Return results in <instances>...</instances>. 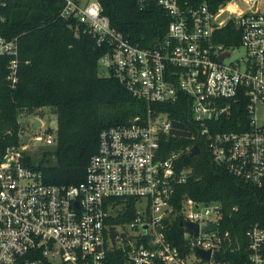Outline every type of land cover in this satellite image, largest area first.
<instances>
[{
  "label": "built area",
  "instance_id": "1",
  "mask_svg": "<svg viewBox=\"0 0 264 264\" xmlns=\"http://www.w3.org/2000/svg\"><path fill=\"white\" fill-rule=\"evenodd\" d=\"M144 1L138 0L140 5ZM154 1L169 21L158 42L142 47L110 26L98 1L65 0L60 15L84 23L96 44L107 47L98 67L147 106L127 123L99 132L97 149L76 183L46 182L41 170L25 161L32 155L24 137L26 122L33 141L56 143V131L34 132L32 123L39 117L18 118L17 143H3L0 134V264H264V228L258 224L245 232L244 259H227V251L237 252L239 246L224 244L230 236L220 229L219 201L183 195L175 208V185L190 168L176 166L183 148L163 154L167 137L180 136L169 133L172 120H181L161 108L186 105L194 127L192 134L181 121L190 131L187 138H201L213 161L231 174L262 183L264 0H216L215 7L206 0ZM7 2L0 0V19ZM229 21L238 29V40L226 46L214 36ZM239 46L243 54L227 60ZM0 55L8 56L5 80L13 88L19 72L16 36L0 35ZM127 214L129 219L117 220ZM177 214L180 221L197 225L192 233L182 224L181 247L166 235L168 220ZM213 222L214 229L204 230ZM195 247L208 249V258L197 255Z\"/></svg>",
  "mask_w": 264,
  "mask_h": 264
},
{
  "label": "trees",
  "instance_id": "2",
  "mask_svg": "<svg viewBox=\"0 0 264 264\" xmlns=\"http://www.w3.org/2000/svg\"><path fill=\"white\" fill-rule=\"evenodd\" d=\"M111 27L130 42L142 47L158 42L169 21L164 9L154 0L140 5L138 0H96ZM200 3L204 0H187ZM213 7L216 0H206ZM65 0H8L0 19V35L17 37L19 72L15 87L5 80L8 56L0 55V134L3 143H17L21 112L51 107L56 114V143L39 148L36 156L26 155L28 165L42 172L46 182L76 183L83 179L90 156L96 151L99 132L108 126L127 123L141 114L147 104L134 96L113 74L98 73V60L107 50L97 45L84 23L63 17ZM214 40L226 46L238 40V29L229 21L218 29ZM173 118L181 120L192 134L190 112L179 102L162 105ZM227 128H231L228 126ZM9 130V133L6 132ZM195 143L199 151L189 155L186 147ZM183 148L176 160L178 169L189 167L184 181L175 185L173 204L178 210L180 198L221 203L220 229L228 231L229 249L225 258L246 255V230L253 224L264 228V180L247 182L215 163L199 137L168 136L162 143L163 154ZM133 200H129L132 206ZM120 215L118 221L129 219ZM181 215L168 220L166 235L178 247L184 241ZM264 249V245H263Z\"/></svg>",
  "mask_w": 264,
  "mask_h": 264
},
{
  "label": "rangeland",
  "instance_id": "3",
  "mask_svg": "<svg viewBox=\"0 0 264 264\" xmlns=\"http://www.w3.org/2000/svg\"><path fill=\"white\" fill-rule=\"evenodd\" d=\"M81 3L84 2H88L90 0H79ZM238 6H239V2H238ZM241 7V5H240ZM244 49L239 46L238 48H234L232 49L230 55L227 57V60L233 59L237 56H240L241 54H243ZM98 73L99 74H106L107 73V69L106 68H99L98 67ZM31 116H35V117H39L40 119H42L43 124L37 125L36 126V133L44 136L47 132H50L51 134H54L56 131V114L54 113L53 109L51 107L48 106H43L40 107L38 109H35L34 111H30L28 113L26 112H21L20 113V119H24L27 118L29 119ZM24 121V120H23ZM27 123V124H26ZM25 123L24 128L26 129V133L24 134V137L27 138L28 141V151L31 152L34 156H36V152L39 150V148H43V147H49L51 145H43L40 142H35L33 141V139L31 138L33 132H30V129H28V122ZM40 126V127H39Z\"/></svg>",
  "mask_w": 264,
  "mask_h": 264
},
{
  "label": "water",
  "instance_id": "4",
  "mask_svg": "<svg viewBox=\"0 0 264 264\" xmlns=\"http://www.w3.org/2000/svg\"><path fill=\"white\" fill-rule=\"evenodd\" d=\"M158 46V45H156ZM226 52H223L219 55L220 58H223V56L225 55ZM40 124V120L39 118H36L33 123H32V127L35 128L37 125ZM172 125L173 127L169 130V133H172L174 135H180V136H184V137H189L190 136V131L188 130H185L183 129V124L181 121H177V120H172ZM199 151V147L197 144H192L190 147H189V150H188V154L189 155H194L196 154L197 152ZM180 224H183L184 227L192 232V233H196L197 232V225L194 224L193 222L191 221H180ZM215 223H211V224H208L204 227V230H208V229H214L215 228ZM111 236H112V239H113V236H114V232H111ZM194 251L197 255L199 256H202L204 258H208L209 256V250L208 249H201L199 247H195L194 248ZM214 255L215 256H219V251H215L214 252Z\"/></svg>",
  "mask_w": 264,
  "mask_h": 264
},
{
  "label": "crops",
  "instance_id": "5",
  "mask_svg": "<svg viewBox=\"0 0 264 264\" xmlns=\"http://www.w3.org/2000/svg\"><path fill=\"white\" fill-rule=\"evenodd\" d=\"M78 2H80L79 0H77ZM81 3V2H80ZM84 3H86V2H84Z\"/></svg>",
  "mask_w": 264,
  "mask_h": 264
}]
</instances>
